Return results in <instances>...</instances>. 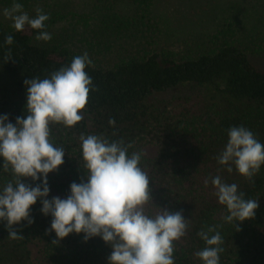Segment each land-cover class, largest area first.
Returning a JSON list of instances; mask_svg holds the SVG:
<instances>
[{
	"label": "trees",
	"instance_id": "1",
	"mask_svg": "<svg viewBox=\"0 0 264 264\" xmlns=\"http://www.w3.org/2000/svg\"><path fill=\"white\" fill-rule=\"evenodd\" d=\"M108 1L118 6V11L94 17L71 13L73 19L77 17L72 32L82 28L83 39L91 32L98 40L106 39L109 48L117 41L132 49L139 47V40L132 42L139 39L135 36V20L139 12L152 11L154 0ZM18 2L24 12L31 10V0ZM12 3L0 0V7L10 8ZM121 4L130 6L131 13L122 14ZM247 12L246 18L234 15L237 29L244 34L264 33L258 29L259 11ZM28 14L35 17L37 12L33 9ZM69 14L51 9L44 30L51 34V27L68 20ZM11 25L0 19V114H8L15 123L17 116L27 114L24 81L45 78L84 53L74 51L65 40H36L37 30L28 25L19 32ZM227 30L216 32L217 44L194 53L177 56L168 50L123 51L107 65L92 62L87 66L85 71L94 88L82 110L83 119L71 128L51 126L52 139L65 148V156L58 170L48 175L49 198H66L72 182L86 180L80 159L81 134L123 139L133 145L129 153L140 151V145H153L154 154L143 155L141 161L150 178L152 196L146 211L156 214L159 207L182 210L189 219L185 235L175 241V264H202L196 253L205 244L197 233L209 226H216L223 238L220 264H264V205L260 204L264 199V166L250 181L235 168L228 173L217 163L228 139L227 131L233 126L243 125L264 144V65L242 49V42L229 40ZM8 35L14 38L12 45L4 43ZM72 38L70 34L65 36L66 40ZM94 44L98 50L103 48L100 42ZM186 85L200 91L170 100L156 99L158 93ZM109 120L115 124L110 125ZM217 175L226 183L237 184L245 199L258 203L252 218L236 222L238 230L223 220L227 211L219 204L211 184ZM12 180L11 171H0V186ZM23 182L31 183V179ZM40 208L39 200L31 207L33 223L14 225L23 235L21 239H10L6 222H0V264H107L111 248L100 237L85 241L83 233H71L54 244L55 233L48 231L51 217L43 215Z\"/></svg>",
	"mask_w": 264,
	"mask_h": 264
},
{
	"label": "clouds",
	"instance_id": "2",
	"mask_svg": "<svg viewBox=\"0 0 264 264\" xmlns=\"http://www.w3.org/2000/svg\"><path fill=\"white\" fill-rule=\"evenodd\" d=\"M30 17L23 5L13 0L2 14L12 21V28L23 31L25 25L37 30L35 39L49 41L45 31L48 14L41 9ZM13 36L4 43L13 44ZM92 61L87 53L75 56L69 65L45 78L24 81L26 110L15 123L8 114H0V171H11L14 180L0 186V222H6L10 239H21L14 225L33 223L31 207L39 200L40 212L51 217L48 231L55 233L58 243L71 233H83L85 241L100 237L111 248L107 264H175V241L189 227L181 211L159 207L150 214L145 206L152 202L150 178L141 167L143 152L129 149L123 139L110 140L96 134L80 135V159L86 180L72 182L66 198L50 196L48 175L64 163L65 148L52 139L54 124L71 128L83 119L92 78L85 71ZM114 125V120H109ZM227 142L217 156V163L228 173L235 171L249 179L264 166V144L243 125L227 131ZM30 178L31 183L23 182ZM38 181V183H37ZM205 186L208 181L205 180ZM214 195L225 206L224 222L234 225L255 215L258 203L245 199L235 183H226L221 176L211 179ZM205 247L196 253L202 264H220L223 238L216 226L197 233Z\"/></svg>",
	"mask_w": 264,
	"mask_h": 264
},
{
	"label": "rangeland",
	"instance_id": "3",
	"mask_svg": "<svg viewBox=\"0 0 264 264\" xmlns=\"http://www.w3.org/2000/svg\"><path fill=\"white\" fill-rule=\"evenodd\" d=\"M30 5L31 10L41 9L46 14L51 12V9L62 14L70 13L68 20L59 21L51 27L52 39L65 40L74 51L80 50L87 53L92 58V62L98 65L104 66L111 63L112 59L123 51L141 53L144 50L158 52L168 50L177 56L194 53L217 44L216 32H225L227 28H229L226 31L227 38L240 45L242 42V49L252 59L264 65V33L257 31V35L244 34L237 29L236 22L233 21L234 15L238 18H246L249 15L247 11L253 12L256 9L259 11L258 29L264 31V0H154V6L149 14L138 11V19L135 20V25L138 26L135 29V36L139 39L132 42L139 40L140 46L133 49L124 41V45L117 41L114 47L109 48L105 46L106 39L98 40L91 32L87 33V39H83L82 28L72 32V26L76 24L77 17L73 19L71 13L88 17L102 13L111 14L113 10L118 11V6L113 5L111 1L34 0L33 2L31 0ZM119 9L123 11H120L122 14L131 13L130 6L127 4H121ZM31 10H27V13ZM2 11L3 8L0 7V13ZM0 19L12 23L2 14ZM67 34L72 35L73 38L66 40ZM79 40L87 44L80 43ZM96 42L102 44L101 50H98V46L94 44ZM199 91L198 87L191 85L177 86L156 94V99L170 100L176 96L196 94ZM138 149L145 156H152L156 148L153 145L144 144ZM260 204L264 205V199Z\"/></svg>",
	"mask_w": 264,
	"mask_h": 264
}]
</instances>
